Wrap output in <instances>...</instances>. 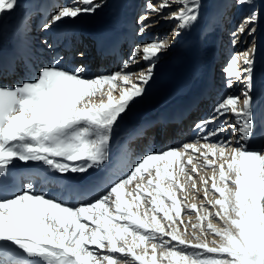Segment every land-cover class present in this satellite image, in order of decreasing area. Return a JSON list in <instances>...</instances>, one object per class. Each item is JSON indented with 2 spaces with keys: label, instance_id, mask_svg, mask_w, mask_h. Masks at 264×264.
<instances>
[{
  "label": "snow or ice",
  "instance_id": "snow-or-ice-1",
  "mask_svg": "<svg viewBox=\"0 0 264 264\" xmlns=\"http://www.w3.org/2000/svg\"><path fill=\"white\" fill-rule=\"evenodd\" d=\"M232 3L247 9L231 33L233 45L241 36L252 40L227 61L223 87L243 89L239 96L225 92L195 123V140L134 160L126 145L112 151L116 126L145 95L160 55L199 20L202 0L149 2L140 32L156 14L175 22L172 42L165 36L135 46L119 71L67 69L57 55L35 77L0 84V264H264V135L253 116L261 8L257 0ZM103 6L104 0L58 5L41 25L51 34L43 45L70 47L65 21ZM16 7L17 0H0V17ZM141 60L145 67L128 70ZM14 70V62L0 60V76ZM167 123L158 126L166 130ZM229 129L232 136L221 139ZM17 162L40 165L60 191H36L33 178L17 187Z\"/></svg>",
  "mask_w": 264,
  "mask_h": 264
},
{
  "label": "bare ground",
  "instance_id": "bare-ground-1",
  "mask_svg": "<svg viewBox=\"0 0 264 264\" xmlns=\"http://www.w3.org/2000/svg\"><path fill=\"white\" fill-rule=\"evenodd\" d=\"M66 2H68V0H65L64 3ZM60 3H62L60 0H17V7L15 10L11 13H5L0 17V50L6 52L17 49L23 50L35 70L33 76L32 74H27L23 70L21 73L19 71L14 74L5 75L1 78L0 84L12 86L20 83L26 78L35 77L37 69L41 65L53 63V58L57 55L64 57L60 66L67 69H72L75 67V63H78L83 64L87 68L88 74L116 72L120 70L123 62L128 57L125 58L122 54V56L103 64L100 57L101 54L95 51L96 47L99 46L100 43H106L109 46L110 44L120 41L122 51L125 49L127 53V49H131L132 52V49L139 45L142 39H144V35L141 34L143 37L135 40L134 34V17L139 10V0H127L123 5L114 3L101 17L88 19L86 16H81L75 22L70 21L66 23L64 28L71 37L70 47L61 45L54 49H48L43 45L42 41L45 38L51 41V34L43 32L41 25L50 16L52 11L57 9ZM42 5L46 6V10L43 14L44 19L40 20L39 9ZM135 11L137 12L136 14L134 13ZM31 19L32 24L30 25L29 21ZM230 23L231 28L234 27V23ZM215 24L218 25L219 30H221L220 28L223 26L221 20L215 21ZM212 30L211 24H207V26L201 30L195 42L193 41L195 43L194 46H190L185 50L186 56L179 55L175 57L178 63L181 62L182 67L176 72L175 83L172 82V84L174 83L173 85H168L169 87H158L156 90H149L147 93L148 96H154L155 94L158 96V92L161 94L165 92L164 95H160L154 104L149 106L146 111L139 113L134 121L128 123L129 125L123 128L119 127L122 129V133L121 131L118 133L117 129L116 133L114 131L113 138L115 137V141L112 142L113 154L118 151V148L123 143H126V146L130 148L133 160L143 153L149 151L157 152L161 144L159 138L153 136L151 144L148 145L152 129L159 123L157 121L158 116H169L174 112L184 113L178 121L179 124L174 126L175 136H173L175 139L173 140L179 141H173L171 145L178 144L182 141L195 140L197 138V132L194 128L195 123L208 116L214 105L225 92L230 91V93H235V88H240V84H238L233 89L226 90L223 87V77H221L224 76L223 68L229 58L233 54L242 51V49L238 48L239 45H234L233 48L230 47L225 49L224 44L220 42L221 38L217 32L213 42H209L211 46H208L207 54L205 55V53L203 54L201 51L202 37L204 38V36L209 34ZM28 32L31 33L29 34ZM231 33L232 32L227 35L229 39L233 38ZM148 35L150 34H147V36ZM209 37H207L208 40H204L209 41ZM65 43L67 44L68 42L66 41ZM78 49H80V52L82 51L84 53L82 58L74 55V53H77ZM131 52L127 54H131ZM65 57L70 58V66L68 65V67L65 62ZM263 64H261L259 68L261 67V69H263ZM139 65V63L135 64L128 70L133 71V68L139 67ZM215 65H218L219 71L214 70ZM16 66L18 67L17 64ZM105 69H107V72H104ZM23 75H25L26 78ZM213 75L218 76L214 78ZM262 76L264 78V70ZM216 79L217 81H222L223 84H218ZM253 116L257 126V134L264 135V90H262L259 97L257 96L254 98ZM189 124L193 127L188 133V131H185V127ZM144 126L147 128L144 134L137 135V129ZM228 131L232 132L231 129ZM226 133L221 135V139L227 137ZM165 147L166 146L162 147L160 151L164 150ZM15 168L18 186L22 180L33 178L36 191H40L41 188H43L45 192L60 191V185L56 181H50L44 174L42 177L40 176L42 173L40 171V165H23L17 162ZM100 174L101 173L93 172L92 176L95 177ZM204 175L210 176L211 172H206ZM37 178L39 179V183H36ZM67 180L79 182L78 177L71 175L67 177ZM209 186L211 185L209 184ZM199 195L202 197L203 193L201 192ZM193 202L197 203L198 200L193 201L191 197H189L188 203L191 204ZM184 220L187 222L188 217H185Z\"/></svg>",
  "mask_w": 264,
  "mask_h": 264
},
{
  "label": "rangeland",
  "instance_id": "rangeland-1",
  "mask_svg": "<svg viewBox=\"0 0 264 264\" xmlns=\"http://www.w3.org/2000/svg\"><path fill=\"white\" fill-rule=\"evenodd\" d=\"M61 1H62V3L65 2V0H60V2ZM126 2H127V0H104V6L100 10H98L93 15H90V16L85 15V16L88 19L93 18V17L94 18L101 17L102 15H104L108 11V9L114 3H118V4L123 5ZM149 2H152L154 4H158L159 0H139L138 13L136 11L134 12L135 14L137 13L134 17V20H135V31H134L135 40L140 38V37H143V36H141V34H143L144 39H142V41L140 42L139 45L146 44L152 40H155L157 38H163L165 36L169 37L170 42H172L171 34L173 31V27L175 25V22L171 21V20L163 19V18L157 16L156 14H150L148 16V19L144 20V23L148 24L149 27L143 33L140 32V24L138 23V21L140 20L141 16H143L146 12H149V10L147 9V4ZM62 3H60V4H62ZM257 7L261 8V20H260L259 28L255 34L256 42L258 45V54L256 56V66H255V81H254V92H253L254 98H256L257 96L259 97V95L262 93V90H264V78L262 76V72L264 70V64H263L264 63V0H257ZM55 10H57V9H55ZM52 12H54V11H52ZM246 12H247L246 8L235 7L232 3V0H202V6L200 9L199 20L196 22V24L193 27H191L189 30L183 32L178 38H176L175 41L172 42L171 48H169L166 52H164L160 55V58L157 62V66L155 69L154 77H153L152 81L150 82V84L148 85L145 95L142 98H138L137 101L131 105V107L129 108L127 113L119 121L118 126H116L115 133H116V129H117L118 133L120 131L122 133V129H120L119 127L123 128L124 126L129 125L128 123H131L132 121H134L139 113L146 111L149 106H151L152 104H154L155 101H157V99L159 98L160 95H164V93H165V92H162V94H161L158 92V96L156 94L154 96H148L147 93L149 90L150 91L153 89L156 90L158 87H169L175 83V74L182 67L181 62L178 63L175 57H178L179 55L186 56L185 50L190 46H194V44H195L194 42H195L196 38L198 37L199 33H201V30L207 26V24H211V28L213 30L209 34H206L204 36V38L202 37V40H201L202 41L201 51L203 54L205 53V55L207 54L208 46L209 47L211 46V43H209V42L210 41L213 42L214 36H216L215 34L217 32H218L219 37L221 38L220 42H222L224 44L225 49L230 48V47H232V48L234 47L233 42H232L233 38L229 39V37H227V35H228V33L232 32L231 30H234L235 27L240 23L242 17L246 14ZM218 20H221V22L223 24V26L220 28L221 30H219L218 25L215 24V21H218ZM69 22L70 21H65V24L69 23ZM230 22L234 23V27L231 28ZM29 24L30 25L32 24V19L29 21ZM28 33L30 34L31 32H28ZM147 34H150V35L147 36ZM208 35L209 36L212 35V36L209 37ZM190 37H191V40H190ZM207 37H209V41H207L208 40ZM204 39H207V40H204ZM251 40H252V37H248L246 35L241 36V37H239V39L237 40L235 45H239L238 48L242 49V51H243L244 49H246L249 46ZM192 43H193V45H192ZM123 51H126V50L124 49ZM77 52H80V49H78ZM130 52H131V49L130 50L127 49V53H130ZM127 53L125 52L123 54L125 58L129 57V55H130ZM74 55H76V53H74ZM65 62L67 64V67H68V65L70 66V63H69L70 58L69 57L68 58L65 57ZM104 63L105 62H103V64ZM139 64H140L139 67L133 68L134 69L133 71H137L138 69L145 67V64L142 60L140 61ZM261 64H263V69H261V67L259 68V66ZM78 65H81V64L75 63V66H78ZM102 67H103V65H102ZM214 70L219 71L218 65H215ZM21 72L22 71H20V73ZM104 72H107V69H105ZM23 76L26 78L25 75H23ZM217 76L218 75H215V76L213 75L214 78H217ZM221 77H223V81H224V76H221ZM216 81H217V79H216ZM172 82H174V83L172 84ZM217 83L223 84L222 81H217ZM236 85H238V84H236ZM106 87L107 86H105V88ZM242 89H243V85L240 84V88L239 89L235 88L236 92L231 93V94L239 96ZM117 95H118V93H117ZM198 114H199V111H198ZM199 116H201V115H199ZM192 127L193 126H190V124L187 125L185 127V131H188V133H189L191 131ZM226 136L231 137L232 132L228 131L226 133ZM113 141H115V137L112 139V142ZM211 198L212 197L210 196L209 199H211ZM197 203H199V201ZM141 211H143V209H141ZM184 219H185V217H184ZM191 222L197 223L195 215H193ZM205 224H206V222H205ZM188 232H189V234H191V232H192V229L190 226L188 228ZM212 240H213L212 235H209L208 241L210 244H211ZM173 243H175V242H173ZM138 251L142 254V249L138 250ZM150 254L151 253L149 252V255Z\"/></svg>",
  "mask_w": 264,
  "mask_h": 264
}]
</instances>
